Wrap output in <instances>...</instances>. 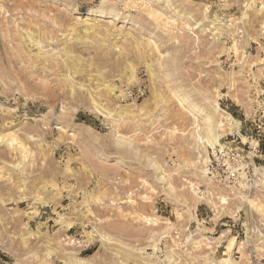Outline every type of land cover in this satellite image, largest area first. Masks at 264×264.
Returning a JSON list of instances; mask_svg holds the SVG:
<instances>
[{"label": "rangeland", "instance_id": "rangeland-1", "mask_svg": "<svg viewBox=\"0 0 264 264\" xmlns=\"http://www.w3.org/2000/svg\"><path fill=\"white\" fill-rule=\"evenodd\" d=\"M0 264H264V0H0Z\"/></svg>", "mask_w": 264, "mask_h": 264}, {"label": "built area", "instance_id": "built-area-1", "mask_svg": "<svg viewBox=\"0 0 264 264\" xmlns=\"http://www.w3.org/2000/svg\"><path fill=\"white\" fill-rule=\"evenodd\" d=\"M238 137L233 134L231 139L229 137L224 140L220 139L219 143L211 148L206 169L213 181L228 186H237L243 182L250 183L252 181L256 169L255 163L253 159L247 161L244 155H241L239 151H235L239 147H234L233 143L236 142ZM247 143L251 149L250 141L243 142L244 145ZM258 146L259 143L253 146L252 150L259 151Z\"/></svg>", "mask_w": 264, "mask_h": 264}, {"label": "bare ground", "instance_id": "bare-ground-1", "mask_svg": "<svg viewBox=\"0 0 264 264\" xmlns=\"http://www.w3.org/2000/svg\"><path fill=\"white\" fill-rule=\"evenodd\" d=\"M218 108L216 107L215 108V110H217ZM208 117V116H207ZM226 118H227V121H228V124L230 125V127L232 128V129H234L235 127L236 128H238V126H239V121L238 120H236V119H234L230 114H228L227 116H226ZM211 119H212V116H211ZM211 119H210V116H209V118L207 119V121H208V129H207V132L209 133L208 135V137H207V139H208V142H209V144L211 145V146H213V145H215V144H217V143H219V137H220V135H217V133L216 134H214V130L216 129V122L215 123H212L211 122ZM206 124V125H207ZM202 138V137H201ZM206 139V140H207ZM161 178L162 179H165L164 178V176H161Z\"/></svg>", "mask_w": 264, "mask_h": 264}]
</instances>
